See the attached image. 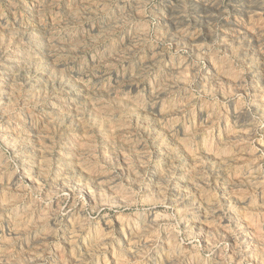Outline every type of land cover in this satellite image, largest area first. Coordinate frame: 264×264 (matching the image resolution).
<instances>
[{"label": "rangeland", "instance_id": "obj_1", "mask_svg": "<svg viewBox=\"0 0 264 264\" xmlns=\"http://www.w3.org/2000/svg\"><path fill=\"white\" fill-rule=\"evenodd\" d=\"M262 201L264 0H0V264H264Z\"/></svg>", "mask_w": 264, "mask_h": 264}, {"label": "bare ground", "instance_id": "obj_2", "mask_svg": "<svg viewBox=\"0 0 264 264\" xmlns=\"http://www.w3.org/2000/svg\"><path fill=\"white\" fill-rule=\"evenodd\" d=\"M244 113V112H243ZM253 122H254V120H253ZM250 128V127H249ZM250 134V133H249ZM248 134V135H249ZM249 169V168H248ZM248 172V171H247ZM178 178V177H177ZM32 180V179H31ZM172 180V179H171ZM256 181V180H255ZM181 186V185H180ZM250 186H251V184H250ZM180 188V187H179ZM263 190V189H262ZM262 192V191H261ZM172 194V193H171ZM261 194V193H260ZM168 197V196H167ZM189 197V196H188ZM171 198V197H170ZM187 198V197H186ZM169 199V198H168ZM178 200V199H177ZM250 200V199H249ZM171 201H173V200H171ZM180 201V200H179ZM210 201V200H209ZM175 202V201H174ZM211 202V201H210ZM216 202V201H215ZM220 202V201H219ZM262 202H264V201H262ZM181 203V202H180ZM216 204V203H215ZM228 204V203H227ZM174 208V207H173ZM237 208V207H236ZM234 210V209H233ZM262 210V209H261ZM244 212V211H243ZM262 212V211H261ZM195 214V213H194ZM208 215V214H207ZM216 215H217V213H216ZM152 216H154V215H152ZM187 216V215H186ZM192 216V215H191ZM257 216H259V215H257ZM147 217H149V216H147ZM250 217V216H249ZM248 217V218H249ZM154 218V217H153ZM188 218H190V217H188ZM192 218V217H191ZM221 218V217H220ZM247 218V219H248ZM255 218V217H254ZM118 219V218H117ZM146 219V218H145ZM163 219V218H162ZM167 219V218H166ZM262 219H264V218H262ZM158 220H159V218H158ZM161 220V219H160ZM185 220V219H184ZM220 220H222V219H220ZM252 220H253V218H252ZM81 221V220H80ZM146 221V220H145ZM144 220H143V222H145ZM188 221V220H187ZM235 221V220H234ZM182 222V221H181ZM194 222V221H193ZM212 222V221H211ZM239 222V221H238ZM252 222V221H251ZM256 222V221H255ZM258 222V221H257ZM184 223V222H183ZM215 223H217V222H215ZM226 223V222H225ZM220 224V223H219ZM222 224V223H221ZM251 224V223H250ZM253 224V223H252ZM259 224V223H258ZM264 224V223H263ZM262 224V225H263ZM127 225V224H126ZM183 225V224H182ZM237 225V224H236ZM255 225V224H254ZM206 226V225H205ZM253 226V225H252ZM139 227V226H138ZM221 227H223V226H221ZM254 227H256V225L254 226ZM45 228V227H44ZM134 228V227H133ZM152 228V227H151ZM224 228V227H223ZM264 228V227H263ZM237 229V228H236ZM239 229V228H238ZM257 229V228H256ZM123 230V229H122ZM159 230V229H158ZM186 230V229H185ZM226 230V229H225ZM260 230H262V229H260ZM227 231V230H226ZM237 231V230H236ZM244 231V230H243ZM250 231V230H249ZM119 232V231H118ZM149 233V232H148ZM234 233V232H233ZM243 233V232H242ZM138 234V233H137ZM222 234V233H221ZM240 234V233H239ZM203 236V235H202ZM207 236V235H206ZM167 237V236H166ZM227 237V236H226ZM143 238V237H142ZM256 238V237H255ZM262 238H264V237H262ZM171 239V238H170ZM71 240V239H70ZM150 240V239H149ZM263 240V239H262ZM126 241V240H125ZM176 241V240H175ZM261 241V240H260ZM259 241V242H260ZM264 242V241H263ZM156 243V242H155ZM237 243H238V241H237ZM253 243V242H252ZM168 244V243H167ZM234 243H232V245H233ZM235 245V244H234ZM241 245H243V244H241ZM155 246V245H154ZM244 246V245H243ZM246 246V245H245ZM249 246V245H248ZM252 246V245H251ZM172 247V246H171ZM255 247V246H254ZM232 248H234V247H232ZM251 248V247H250ZM237 249H240L241 250V248H237ZM245 249V248H244ZM249 249V248H248ZM247 249V250H248ZM170 250V249H169ZM234 250H236V248L234 249ZM246 250V249H245ZM149 251V250H148ZM173 251V250H172ZM233 251V250H232ZM237 251V250H236ZM244 251V250H243ZM242 251V252H243ZM177 252V251H176ZM235 252V251H234ZM238 252V251H237ZM175 253V252H174ZM249 253V252H248ZM233 254H235V253H233ZM232 254V255H233ZM238 254V253H237ZM244 254V253H243ZM242 254V255H243ZM184 255H186V254H184ZM189 255V254H188ZM250 255V254H249ZM233 256H236V255H233ZM238 256V255H237ZM245 256H247V255H245ZM254 256V255H253ZM261 257V256H260ZM237 258V257H236ZM246 258V257H245ZM191 259V258H190ZM238 259V258H237ZM192 260V259H191ZM240 260V259H239ZM248 260H249V258H248ZM175 261V260H174ZM187 261V260H186ZM220 261H221V259H220ZM223 261V260H222ZM233 261V260H232ZM235 261V260H234ZM238 261V260H237ZM252 261V260H251ZM258 261V260H257ZM256 261V262H257ZM181 262V261H180ZM193 263V262H192ZM216 263V262H215ZM219 263V262H218ZM237 263V262H236ZM254 264H255V262H253ZM262 263V262H261ZM264 263V262H263Z\"/></svg>", "mask_w": 264, "mask_h": 264}]
</instances>
